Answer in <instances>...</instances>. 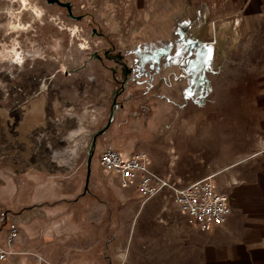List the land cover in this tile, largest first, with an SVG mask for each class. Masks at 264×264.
I'll return each mask as SVG.
<instances>
[{
	"label": "rangeland",
	"instance_id": "rangeland-1",
	"mask_svg": "<svg viewBox=\"0 0 264 264\" xmlns=\"http://www.w3.org/2000/svg\"><path fill=\"white\" fill-rule=\"evenodd\" d=\"M59 1L71 13L46 0H0V71L53 76L48 104L65 125L87 129L93 170L105 149L129 159L161 148L157 159L217 172L233 205L262 208L264 0L190 11L177 0ZM96 170L114 199H143L115 171ZM105 199L107 216L120 203Z\"/></svg>",
	"mask_w": 264,
	"mask_h": 264
},
{
	"label": "crops",
	"instance_id": "crops-1",
	"mask_svg": "<svg viewBox=\"0 0 264 264\" xmlns=\"http://www.w3.org/2000/svg\"><path fill=\"white\" fill-rule=\"evenodd\" d=\"M177 1L190 11L196 2L209 9L217 0ZM236 1L241 7L248 0ZM30 75L0 73V209L7 213L0 246L12 227L19 231L17 254L0 264H38V257L40 264H264V206L250 213L230 201L225 223L202 231L168 194L145 202L127 195L124 202L114 199L102 178L106 172L96 170L99 156L93 170L95 143L89 151L87 129L65 125L48 104L53 76ZM160 150L147 153L152 169L182 184L217 173L200 172L197 163L182 159L174 166L168 157L156 158ZM101 191L120 203L107 216L109 202L98 197Z\"/></svg>",
	"mask_w": 264,
	"mask_h": 264
},
{
	"label": "built area",
	"instance_id": "built-area-1",
	"mask_svg": "<svg viewBox=\"0 0 264 264\" xmlns=\"http://www.w3.org/2000/svg\"><path fill=\"white\" fill-rule=\"evenodd\" d=\"M15 102L20 103L19 100ZM99 161L106 171L113 170L119 174L121 187L135 186L143 197L142 202L168 194L180 213L202 231L223 225L230 215L229 195L217 190L213 181L215 173L182 184L171 175L153 170L150 157L143 151L135 153L129 159H122L116 151L105 149L101 152ZM5 219L6 213L0 209V230ZM18 233V229L12 227L5 235L4 247L0 246V260L17 254L13 243ZM38 259V264L44 262L42 258Z\"/></svg>",
	"mask_w": 264,
	"mask_h": 264
},
{
	"label": "water",
	"instance_id": "water-1",
	"mask_svg": "<svg viewBox=\"0 0 264 264\" xmlns=\"http://www.w3.org/2000/svg\"><path fill=\"white\" fill-rule=\"evenodd\" d=\"M47 2H49V3L56 2V3H58L59 5L66 7L67 9L70 8L69 3H67V2H60V1H58V0H47ZM88 161H90V158L88 159ZM87 170H88V172H89V165H88V167H87ZM87 178H88V177H87ZM85 188H87V185L85 186Z\"/></svg>",
	"mask_w": 264,
	"mask_h": 264
},
{
	"label": "bare ground",
	"instance_id": "bare-ground-1",
	"mask_svg": "<svg viewBox=\"0 0 264 264\" xmlns=\"http://www.w3.org/2000/svg\"><path fill=\"white\" fill-rule=\"evenodd\" d=\"M12 58H16L18 61V63L19 62H23V57H22V55H21V53L20 52H15V54L12 56Z\"/></svg>",
	"mask_w": 264,
	"mask_h": 264
},
{
	"label": "snow or ice",
	"instance_id": "snow-or-ice-1",
	"mask_svg": "<svg viewBox=\"0 0 264 264\" xmlns=\"http://www.w3.org/2000/svg\"><path fill=\"white\" fill-rule=\"evenodd\" d=\"M197 55L198 56H204L205 62H207V60L211 59V56L210 55H205L203 53H198Z\"/></svg>",
	"mask_w": 264,
	"mask_h": 264
},
{
	"label": "flooded vegetation",
	"instance_id": "flooded-vegetation-1",
	"mask_svg": "<svg viewBox=\"0 0 264 264\" xmlns=\"http://www.w3.org/2000/svg\"><path fill=\"white\" fill-rule=\"evenodd\" d=\"M59 1V0H58ZM46 2H47V0H46ZM49 3V2H48ZM50 4H57V5H59L58 3H56V2H53V3H50ZM70 5V4H69ZM65 8V10L68 12V13H71V5H70V8L69 9H67L66 7H64ZM71 17H74V16H71Z\"/></svg>",
	"mask_w": 264,
	"mask_h": 264
},
{
	"label": "trees",
	"instance_id": "trees-1",
	"mask_svg": "<svg viewBox=\"0 0 264 264\" xmlns=\"http://www.w3.org/2000/svg\"><path fill=\"white\" fill-rule=\"evenodd\" d=\"M5 213H6V211H5ZM7 214V213H6Z\"/></svg>",
	"mask_w": 264,
	"mask_h": 264
}]
</instances>
